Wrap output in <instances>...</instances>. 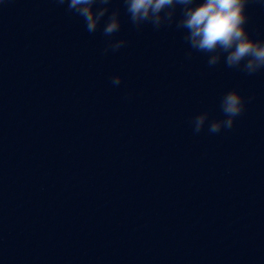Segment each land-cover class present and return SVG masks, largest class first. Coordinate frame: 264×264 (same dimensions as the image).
Here are the masks:
<instances>
[{"label":"clouds","instance_id":"9594fccd","mask_svg":"<svg viewBox=\"0 0 264 264\" xmlns=\"http://www.w3.org/2000/svg\"><path fill=\"white\" fill-rule=\"evenodd\" d=\"M251 0H119L130 25L141 30L174 29L182 34L187 47L186 58L194 53L206 57L209 68L223 64L245 76L264 72V39L253 38L247 25L248 5ZM58 6L83 21L89 34L102 29L106 38L104 54L117 52L127 41L115 38L121 31V7H113L114 0H55ZM112 86L122 83L120 75L110 78ZM254 96L245 97L237 89L226 91L219 102L222 118H210L205 110L191 119L192 131L217 135L233 129Z\"/></svg>","mask_w":264,"mask_h":264}]
</instances>
